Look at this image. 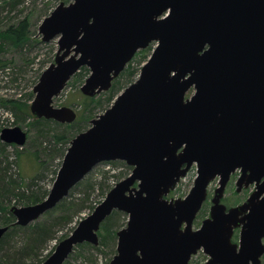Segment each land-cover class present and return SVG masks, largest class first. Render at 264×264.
Segmentation results:
<instances>
[{
	"label": "water",
	"instance_id": "95a60500",
	"mask_svg": "<svg viewBox=\"0 0 264 264\" xmlns=\"http://www.w3.org/2000/svg\"><path fill=\"white\" fill-rule=\"evenodd\" d=\"M39 34L43 42L59 37V49L30 110L61 124L77 114L54 99L81 68L91 72L81 90L95 97L111 89L137 51L157 43L139 78L71 140L47 197L11 208L15 225L26 227L96 165L120 160L133 168L41 264H64L79 244L99 245L98 231L115 210L128 222L110 264H190L200 250L209 256L205 264H262L264 0H73L45 17ZM0 139L23 146L27 134L4 128ZM194 165L190 193L168 199ZM237 171L236 191L255 190L227 207L222 199ZM217 178L210 215L194 229ZM8 230L0 227V240Z\"/></svg>",
	"mask_w": 264,
	"mask_h": 264
},
{
	"label": "rangeland",
	"instance_id": "374dc122",
	"mask_svg": "<svg viewBox=\"0 0 264 264\" xmlns=\"http://www.w3.org/2000/svg\"><path fill=\"white\" fill-rule=\"evenodd\" d=\"M72 1L0 0V135L2 129L16 126H19L27 134V141L23 146H6L4 145L6 143L0 139V227L8 225L3 222L2 217L5 209L11 211L14 206L34 205L47 197L64 159L63 150L69 148V142L77 134L91 126V120L104 113L114 103L118 93H121L139 78L143 65L150 58L155 47L154 43L146 49L137 51L125 71L114 80L112 88L91 97V101L81 90L91 72L88 67L80 69L69 80L60 95L54 99L56 107L73 109L77 114L76 120L71 124H61L53 120L49 122L51 126V129L48 130L49 134L43 136L44 130L42 131L38 124H32L36 117L32 115L30 105L35 97L34 87L38 83L41 73L55 61L59 49V37L49 42H43L42 36L39 34V27L45 17L50 15L61 2L68 4ZM25 20L30 24L28 42L17 44L4 36L3 33L9 28H17ZM193 93L194 89L192 88L187 93V97ZM16 103L26 104L33 119L27 118L22 121L21 118L18 119L13 109ZM56 123L60 126H57ZM63 134H66L67 138L61 141L57 140L58 135ZM131 172L132 167L120 160L96 165L59 203L61 204L65 200L79 202L75 211H70L71 220L58 221L60 223L55 227V236L41 252L22 255L20 248L25 234L20 232L7 244L8 247L7 250L4 249V254L15 256L16 259L13 261L15 264H41L53 253L61 241L71 235L80 220L94 211L115 184L127 178ZM196 175V166H193L167 198L186 197L194 186ZM239 175V171L234 173L227 184L222 202L228 207L242 204L255 190L252 184L243 188L241 192H237L236 181ZM217 187L218 178L208 188L207 199L197 214L194 229L199 228L202 221L209 217L212 198ZM22 193L25 194V198L20 202L19 195ZM36 196L40 199L33 202ZM57 206L42 215L37 221L50 222L57 217H62L64 212L60 208L56 209ZM50 212L51 215L48 214ZM110 217L114 219L113 223L107 219L98 231L99 245L83 243V245L89 244L84 249H80L79 245L75 246L64 264H110L117 254V232L126 227L128 214L115 211ZM107 230H109L110 236H108ZM239 238L240 230L237 229L233 236V242L238 243ZM208 258L209 256L200 250L192 257L190 264H205ZM262 264H264V255Z\"/></svg>",
	"mask_w": 264,
	"mask_h": 264
},
{
	"label": "trees",
	"instance_id": "16d2710c",
	"mask_svg": "<svg viewBox=\"0 0 264 264\" xmlns=\"http://www.w3.org/2000/svg\"><path fill=\"white\" fill-rule=\"evenodd\" d=\"M29 27L30 24L28 21H22L17 28H9L6 32H4V36L8 37L12 40V42H16L17 44H25L29 41ZM119 94V93H118ZM90 101L92 98L88 97ZM15 103V102H13ZM14 105V104H13ZM14 111L16 112V117L20 120H26L27 118L33 119V117L29 114L28 108L26 104L16 103L15 106H13ZM53 120H47V119H37L33 120L32 124H38V127L42 128V135L47 136L49 134L48 130L51 129V126L49 122H52ZM57 126H60L56 123ZM47 131V132H46ZM67 138L66 134L58 135L57 140L61 141L62 139ZM69 139V138H68ZM71 143V142H69ZM8 146L7 144H4ZM14 146V145H12ZM68 148L63 150L62 154L63 156L66 154ZM25 194L22 193V195H19L20 202L24 200ZM40 197L36 196L34 198L33 202L39 201ZM79 202H68L65 200L61 204L57 206L56 209H61V211L64 212V215L62 217H57L55 220L48 221H37L35 223H32L26 227L15 225V217L11 213L9 209H5L3 211V222L5 224H8L6 226H9V230L5 233L3 238L0 240V263L2 264H15L13 261L16 259L15 256L5 255L4 252L7 250L8 243L13 240V238L17 235V233L23 232L25 234L24 241L21 243V253L22 255H30V254H38L45 248V246L48 244V242L55 236L56 229L55 227L60 223L58 221L64 220L69 221L71 220L70 211H75L76 206ZM81 205V203H80ZM53 212V211H52ZM51 215V212L48 213ZM54 216V215H53ZM49 218V217H48ZM108 221L112 222L114 219L112 217L108 218ZM108 236H110L109 230H107ZM89 244H81L79 245L80 249H84L85 246H88ZM5 249V250H4ZM4 250V251H3ZM3 251V252H2ZM22 264V263H21Z\"/></svg>",
	"mask_w": 264,
	"mask_h": 264
},
{
	"label": "bare ground",
	"instance_id": "6f19581e",
	"mask_svg": "<svg viewBox=\"0 0 264 264\" xmlns=\"http://www.w3.org/2000/svg\"><path fill=\"white\" fill-rule=\"evenodd\" d=\"M106 222V221H105Z\"/></svg>",
	"mask_w": 264,
	"mask_h": 264
}]
</instances>
